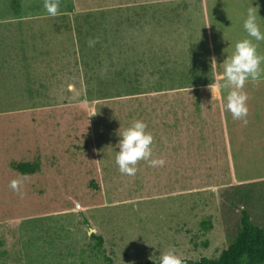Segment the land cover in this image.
<instances>
[{
    "label": "rangeland",
    "instance_id": "obj_1",
    "mask_svg": "<svg viewBox=\"0 0 264 264\" xmlns=\"http://www.w3.org/2000/svg\"><path fill=\"white\" fill-rule=\"evenodd\" d=\"M58 3L0 0V264H106L96 236L114 264L215 259L242 210L264 229V79L244 86L245 124L218 78L248 7L264 31V0ZM136 119L165 164L122 174Z\"/></svg>",
    "mask_w": 264,
    "mask_h": 264
},
{
    "label": "clouds",
    "instance_id": "obj_2",
    "mask_svg": "<svg viewBox=\"0 0 264 264\" xmlns=\"http://www.w3.org/2000/svg\"><path fill=\"white\" fill-rule=\"evenodd\" d=\"M44 8L51 16L59 11L58 0H44ZM258 8H247L243 20V29L247 37L238 40L230 56H227L220 65L222 72L219 74L220 85L226 92L223 95V107L231 113L233 119L247 123L248 98L245 84L249 81L258 82L264 79V54L258 52L259 41L264 40V31L258 23ZM94 43L89 40V44ZM216 63L215 58L212 62ZM217 77L214 76V79ZM212 91V90H211ZM213 94V93H212ZM119 148L115 154V163L122 174L134 175L137 172L138 161H146L153 167H162L165 164L163 157H153V134L148 130L147 123L142 119L133 120L122 131L118 130ZM21 182L17 179L10 181V187L18 191ZM159 264H184L182 258L173 250L168 249L160 254Z\"/></svg>",
    "mask_w": 264,
    "mask_h": 264
},
{
    "label": "trees",
    "instance_id": "obj_3",
    "mask_svg": "<svg viewBox=\"0 0 264 264\" xmlns=\"http://www.w3.org/2000/svg\"><path fill=\"white\" fill-rule=\"evenodd\" d=\"M38 166L36 162L11 163V168L23 176L35 173ZM96 239L97 248L102 253L106 264H114L104 253L101 236H96ZM183 262L184 264H264V229L254 225L249 213L242 210L240 228L237 234L217 258L201 257L195 261L183 260ZM133 264H159V261L136 262Z\"/></svg>",
    "mask_w": 264,
    "mask_h": 264
}]
</instances>
